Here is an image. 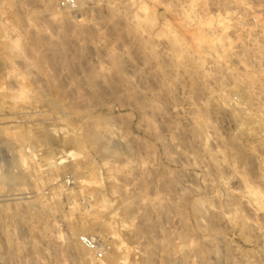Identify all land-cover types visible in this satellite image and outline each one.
Masks as SVG:
<instances>
[{"label": "rangeland", "instance_id": "rangeland-1", "mask_svg": "<svg viewBox=\"0 0 264 264\" xmlns=\"http://www.w3.org/2000/svg\"><path fill=\"white\" fill-rule=\"evenodd\" d=\"M62 1L0 0V264H264V0Z\"/></svg>", "mask_w": 264, "mask_h": 264}, {"label": "built area", "instance_id": "built-area-1", "mask_svg": "<svg viewBox=\"0 0 264 264\" xmlns=\"http://www.w3.org/2000/svg\"><path fill=\"white\" fill-rule=\"evenodd\" d=\"M61 7L67 9L69 11H75L77 9L76 0H63L61 3ZM82 243L92 251H99L101 250V245L98 241H94V239H89L87 237H83L81 239Z\"/></svg>", "mask_w": 264, "mask_h": 264}, {"label": "bare ground", "instance_id": "bare-ground-1", "mask_svg": "<svg viewBox=\"0 0 264 264\" xmlns=\"http://www.w3.org/2000/svg\"><path fill=\"white\" fill-rule=\"evenodd\" d=\"M77 9H78V6H77ZM106 139H107V141H109L112 144H115V145H118V146H122L121 142L118 139L114 138L113 136L106 135ZM74 199H75V197H74ZM76 203H77V201H76ZM72 205L74 206L75 204H72Z\"/></svg>", "mask_w": 264, "mask_h": 264}]
</instances>
